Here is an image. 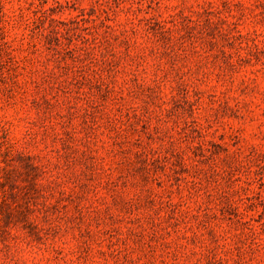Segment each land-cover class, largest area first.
Segmentation results:
<instances>
[{"label": "rangeland", "instance_id": "374dc122", "mask_svg": "<svg viewBox=\"0 0 264 264\" xmlns=\"http://www.w3.org/2000/svg\"><path fill=\"white\" fill-rule=\"evenodd\" d=\"M0 264H264V0H0Z\"/></svg>", "mask_w": 264, "mask_h": 264}]
</instances>
